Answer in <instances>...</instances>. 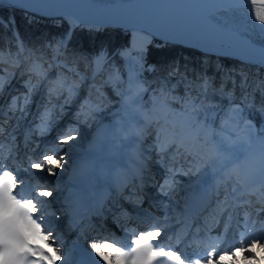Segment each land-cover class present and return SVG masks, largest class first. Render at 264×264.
<instances>
[{
  "label": "rangeland",
  "instance_id": "rangeland-1",
  "mask_svg": "<svg viewBox=\"0 0 264 264\" xmlns=\"http://www.w3.org/2000/svg\"><path fill=\"white\" fill-rule=\"evenodd\" d=\"M76 1L82 5L96 6V3L101 2L102 0ZM12 2L13 0H3V3L0 5H8L9 7ZM27 7L28 11L26 12L39 16H59L48 9ZM16 8L23 9L22 7ZM208 10V16L219 26L226 29H233L241 35L247 36L249 39H256V42H252L264 47V26L259 25L258 21L253 23L254 14L251 18L249 17L248 5H243L241 7L237 3V0H229L220 5L208 7ZM4 19L7 20L6 18ZM65 19L69 24H71L70 19ZM74 26L77 25L75 24ZM138 26H141V23ZM177 33L179 32H172L171 30L166 32V35L163 34V36L167 38H175L176 40L181 41V45L196 48L192 45L194 44V40L190 39L189 36L185 33ZM155 36L158 37L157 35ZM159 38L161 37L159 36ZM130 41L131 38L128 41V45L130 46H127V49H123V55H121L125 66L123 95L118 105L111 108H108V105L104 102L95 101V97L91 96V94H89L86 90L87 82L84 79H81V77H83L81 74H78L80 82L78 81V83L75 84L77 85L75 94L69 96L67 91H63L59 98H57L55 96L49 97L47 95V87L50 85L44 84V81L41 80L39 76H36L35 78L34 75H31L29 77L23 72L22 76L18 78V74L20 72L19 69L23 66L19 60L12 62L14 64L12 65V70H7L6 67H2L0 65V80L3 81V87L0 88V108L5 102L10 104L12 97L15 96L20 98L19 106H22L24 108V112L27 113L25 115L23 112L24 115H20L21 112L19 110L10 111V114L13 115L12 118H9L10 127L12 128V126H14L11 131H13V133L16 132L17 136L22 138L23 134L21 130L27 127V125L29 126L32 122L33 115L35 113L39 115L47 110L51 113L50 128L41 136H43L42 138L46 140L54 138L55 143L52 144L50 150L45 153H51L52 149L55 148L60 152V154H66L67 163L60 175L55 178H49L45 177L43 173H38L41 177L50 180L52 184H50L51 186H48V188L54 189L53 196L48 200L50 202H46L42 207L49 210V216L54 217L57 216L59 212L53 210V207L55 205L60 206L63 210L58 215V217L60 216L58 220H61L62 222L65 221L63 211H66L69 203L65 201L64 198L67 197V194H69L70 191V188L68 187L69 175L72 174V170L74 169L76 163H78V160L80 163L81 159H83L79 158L78 152L73 150L72 147L75 145L82 147L87 141L91 142V139L93 138L91 135L95 132V129L103 128L105 131L103 133L106 134H102V139L99 141V150L104 153V157L102 160L100 159V162L107 163L112 161L111 164L113 165L117 161V154L121 151V142L124 139L125 127L129 124L128 122H130V127L135 129V132L133 130L131 133V140L133 138L132 142L137 143L138 151L140 152L139 158L143 160L142 166L140 165L138 167V173L145 174L148 169L153 167V169L155 168L157 171H165L168 178L167 180L170 179V182L167 181L170 184L166 183L167 187L165 189L163 188V191L161 190V193H159L160 197L157 201L158 207L155 208L158 212L156 215L157 221L163 225V230H166L167 227L169 228L175 227L178 224L180 225L181 216L184 208L189 204L190 195H196V193L201 192L203 188L201 186L203 181H206V184L212 181V185L205 188V190L211 192L213 196V211L211 217H213L214 220L212 227L209 226V230H215L222 217H225V226L221 227L219 234L210 235L211 247H217L219 251L222 247L227 248L234 245L241 233L248 232V229L244 227L246 217L249 227L253 229L251 235H264V217L259 218L258 216L259 214L262 215L264 211L262 208L264 207V180H262L259 175L258 167L260 152L259 145L253 146V152L256 159L251 162L249 170L239 174L240 176H245L248 172L254 173L252 179L246 185L237 183V174H230L227 170L223 172L224 174L221 172L219 174L215 173L214 175L211 168H204L203 162L199 159V157L193 159V157L189 155L190 152H200L203 154L205 151L203 146L208 136H212V134H215L216 138L212 136L215 140H234L237 138L247 140L249 136L256 137V132L252 124L243 117L241 107L239 105H232L226 119L223 120L214 131L209 124H194L197 119L191 110H181L176 106H171L168 102L160 100L154 93L149 95L148 99L150 105L147 106L144 104L146 98L144 95L145 89L142 84L144 60L143 58L141 59L140 55H138V53L143 50V45L141 43L139 49L133 48ZM205 52L209 51L205 50ZM3 54L4 57L8 59V55H5V53ZM228 57L234 58L233 56ZM47 67L48 63H46V67L44 66V69H46H43L44 72L47 73V79L49 81H54L56 79L54 74V65L51 64L49 68ZM97 74L98 72L95 73V75ZM118 78V73L115 71L109 79V84L114 85ZM29 79H31L32 85H36L31 92L28 91ZM13 86H15V91H12L13 93L9 97L10 94L8 95V93L11 91ZM22 87L23 90H20ZM130 90L133 95L139 92V102H130L128 105H125L124 101L129 99L128 93ZM63 93L65 94L63 95ZM25 97H27V100H25ZM42 99L44 100L45 105L41 108L39 107L38 109V103ZM73 112H75V114L70 119L69 117ZM19 115L20 117L18 118ZM68 118L70 121L67 122L65 128L74 127V129L79 132V138L72 142V146L58 145L57 138L60 135L55 137V133L61 124ZM14 120L15 125H13ZM35 122L40 124V118L35 120ZM155 148L158 151H156L151 158H147V155L151 154L152 150ZM10 157L13 160L17 158L12 149ZM172 157L175 162L171 160ZM169 159L172 161V170L168 174L167 165ZM28 165H26L25 169L22 168L18 172L28 170L26 169L28 168ZM19 179L20 178H18V180ZM218 183L219 188H221V192L216 194L214 189ZM233 189H235V191H233ZM239 192H241V194ZM246 196H248L247 200L249 201V204H252L253 201H257L261 203L262 207L257 208V210L254 211L251 210L252 206H246L238 211L240 208L238 207L239 203L244 201ZM134 204L136 205V203ZM71 215L68 214V217ZM236 217L238 223L235 226V232H233L232 238H230L231 243L228 242L229 245H225L229 232L232 230L231 226L235 222ZM252 219H254L253 222ZM169 223L170 225H166ZM66 227L67 226H65V229ZM226 228L227 231L225 230ZM51 230L55 239L64 238L65 233L67 232L65 230L66 232L61 234L58 229V225L51 226Z\"/></svg>",
  "mask_w": 264,
  "mask_h": 264
},
{
  "label": "snow or ice",
  "instance_id": "snow-or-ice-1",
  "mask_svg": "<svg viewBox=\"0 0 264 264\" xmlns=\"http://www.w3.org/2000/svg\"><path fill=\"white\" fill-rule=\"evenodd\" d=\"M36 0H13L10 5L13 8L22 7L28 11V4L35 3ZM3 0H0V4ZM242 7L248 5V13L251 18L254 14V21L264 26V0H237ZM0 26L11 27L13 36L19 42V33L14 30L15 18L10 17L0 19ZM72 42V33L69 30L62 34L57 41H49L47 44L41 42L40 49L34 51L44 52L47 49L54 51V60L64 56L69 51V44ZM23 44H19V52H23ZM123 55V53L121 54ZM138 55L143 58V50ZM108 62L107 53L101 48L97 54L90 59V65L94 66V72L102 71ZM19 66V65H18ZM43 57H37L29 68L49 84L47 95L59 98L63 91H67L69 96L75 94L77 85L68 84L64 79L57 78L54 81L47 79L44 72ZM81 79H84L81 77ZM28 91L31 92L36 85L28 81ZM3 81L0 80V88ZM202 87L207 89V82ZM129 99L125 100V105L139 102V92L135 95L131 90L128 93ZM27 100V97H25ZM19 97H12L10 101V111L19 110L24 112V108L19 106ZM50 102V101H49ZM203 107V105H201ZM51 113L47 110L40 114V124L37 129L41 135L45 134L50 128ZM2 130V125H0ZM79 138V132L75 129L66 131L57 138L58 145H72V142ZM259 145L258 167L259 175L264 180V134L261 137L249 136L247 140L240 138L234 140H215L211 135L208 136L204 144V153L190 152L193 159L199 157L203 162L204 168H211L213 173L219 174L227 170L230 174H237V183L247 184L254 173L248 172L245 176H240L242 172H247L251 162L256 159L253 146ZM11 154V146L9 147ZM3 143L0 141V264H57L63 259L57 248L49 243L50 238L54 237L51 229L46 233L42 227L43 217L36 216L40 212V207L48 201L47 198L53 196L54 189H49L43 183L37 185L28 194L24 193L21 187L20 192L17 188L23 186V178L18 180L20 173L16 170H9L3 166ZM66 154H60L57 149H52L51 153H42L38 160L32 161L28 165V170L35 173H43L45 177L55 178L63 172L66 166ZM59 170V171H58ZM55 182V181H53ZM163 188V185H161ZM235 191V189H233ZM43 198V199H42ZM59 219V217H56ZM244 227L247 233H241L237 242L227 248L217 249L212 247L203 258L195 259L192 264H264V235L252 236V228L249 227L247 217ZM227 231V228L225 229ZM162 235L160 226L153 225L151 230L141 231L131 240L129 250L123 246H117L118 241L109 242L107 238L103 242H92L86 248L85 259L82 264H186L187 257H182L179 250H166L165 247L155 244ZM41 240L48 250L40 247L36 241ZM94 254V255H93ZM166 258V259H165Z\"/></svg>",
  "mask_w": 264,
  "mask_h": 264
},
{
  "label": "trees",
  "instance_id": "trees-1",
  "mask_svg": "<svg viewBox=\"0 0 264 264\" xmlns=\"http://www.w3.org/2000/svg\"><path fill=\"white\" fill-rule=\"evenodd\" d=\"M115 1L119 0H102L96 4ZM10 17L15 18L14 30L19 33V42L14 38L11 27L0 26V52L16 53L18 58V47L22 43L27 65H32L37 57L50 62V57L55 55L53 50H34L40 49L41 42L47 44L57 41L62 34L71 31L69 51L59 57L56 69L57 78L70 84L78 82L79 73L87 82L93 67L90 59L103 48L108 62L87 84V90L108 108L118 105L123 95L125 73L120 53L123 47L128 46L129 30L87 28L82 25L70 28V24L61 16H39L20 8L0 5V19ZM251 40L256 42V39ZM143 60L142 84L146 98L144 104L147 106L149 95L154 93L171 106L191 110L197 119L194 124H209L215 131L228 116L230 107L239 105L243 117L256 126L257 138L264 134V67L211 54L154 35L147 51L143 53ZM115 71L119 78L111 85L109 79ZM205 82L206 90L202 87ZM212 136L216 138L215 134Z\"/></svg>",
  "mask_w": 264,
  "mask_h": 264
},
{
  "label": "bare ground",
  "instance_id": "bare-ground-1",
  "mask_svg": "<svg viewBox=\"0 0 264 264\" xmlns=\"http://www.w3.org/2000/svg\"><path fill=\"white\" fill-rule=\"evenodd\" d=\"M49 1H51V2L54 3V7H56V6H62V8H65V10H69V11L75 13L83 21H89V20H91V17L98 16V15L100 17L101 16L107 17L109 14H117V15L118 14H131V12L134 10V6H131V7H123V6L111 7V5H110L108 7L105 6L103 8V11L101 10L100 12L95 13L97 11H94L91 8L92 6L82 5V4H80L76 0H36L35 3L28 4L27 6H29V7H36L38 9H41V8L47 9V8H45L43 6V3H46V2H49ZM140 1L141 0H135V4L134 5L135 6L138 5L140 3ZM227 1H229V0H204L202 2H197V3L204 4L208 8V7H213V6L220 5V4H222L224 2H227ZM99 19H103V18H99ZM70 20H71V18H70ZM148 21H149L148 18L145 21H137V22L136 21H133V20H131V21L130 20H126V21H120L119 24L120 25L127 26V29L143 30V32L147 31L149 33L148 34L149 36H151L150 34L152 33L154 35H157V36H160V37L163 38V34L166 35L165 33L168 32V31H166L167 25L163 21H160L159 18H156V16H154L153 21L156 22L157 26H155V25H152L153 27L150 26L151 24L146 23ZM70 23H71L70 24V28L75 27L74 26L75 23L72 20H71ZM140 23H141V26H138ZM130 25H132V26H130ZM140 28H142V29H140ZM177 34H179V33H177ZM191 34L192 35H195V36L201 37V38H199V40L203 41L202 37H204V35H202L201 33L191 32ZM236 38H237V36H236ZM188 40H190V39H188ZM204 40L207 41V38L205 37ZM201 41H198L196 43L195 40H194V43L197 46H201L203 49L204 48L206 49L207 48V45L204 44ZM130 42H132L131 45H132L133 48L139 49V46L141 45V43H143V37L132 36ZM186 42H187V40H186ZM188 44H189V42H188ZM123 48L121 50H123ZM248 49H249V51L252 52L251 54H254V55L258 56V59L261 60L262 62H264V52L261 51V50L259 51V49H260L259 47H257L256 45H249L248 46ZM220 51L221 52H224L226 54H229V55H235L237 57L242 58V56L237 55L235 53H229L228 49L222 48V50H220ZM50 58H52V57H50ZM244 63H248V62H244ZM12 65H13V63L10 62V61H6V62H3L2 63V67H6L7 70H12V68H13ZM19 70H20V72L18 74V78L21 77L22 76V73H23V70H21V69H19ZM14 88H15V86L12 87V89L8 93V95L11 94V93H13L12 91H15ZM44 105H45V103H44V100L42 99L38 103V109H39V107L41 108ZM9 109H10V104L9 103L7 104L5 102L3 104V106L0 108V118H4L5 116H8L10 114V110ZM24 113H25V115L27 114L26 112H24ZM24 113H22V114L20 113V115H24ZM74 114H75V112L71 113V115H70L69 118L71 119ZM20 115L18 116V118L20 117ZM34 115H38V114L35 113ZM37 117L38 116H33V119H32V122L30 124V127L23 128L21 130L22 134L27 132V134L30 135V134H34V132L37 131V128L34 125L35 119ZM69 118L66 119L64 121V123H62L61 126L58 128L57 132L55 133V137L58 136V135L64 134L66 131H69L71 129H74V127L73 128L72 127L71 128H69V127L68 128H65V125L67 124V122L70 121ZM14 121H13V125H15ZM128 123L129 124H127V126L125 127V132H124V137H123L124 139L121 142L122 143V145H121V151L119 152V154H117V156H118L117 157V161L114 160V161H116V163L113 164L114 166L111 164L112 161L111 162H107V163L100 162V159L102 160L103 157H104V153H102V151L99 150V141L102 139L101 138L102 137V134H106V133H103V132H105L103 130V128H97V129H95V132L92 133V135H91V137H93L91 139L92 140L91 142L87 141L86 144L83 145L82 147H78L77 145H75L74 147H72L73 150H75V151L78 152L79 158H83V159H81V162L80 163H79V160H78V163H76V165L74 166V169L72 170V174L69 175V185H68V187L70 188V191H69V194H67V197L64 198L65 201H69V204L73 206L74 211L79 206L80 200L83 199V197L85 196V194H87V193L90 194V192H93V189L91 188V186L92 187H95V185L97 186V184H100V183L105 182L108 178L110 179V181L114 182L119 177L122 178V181L126 185H129L128 180L125 179L126 177L124 178L123 175H125L126 173H129L128 175H130V176H136V174L139 172L138 171V167L140 165L142 166L143 160L139 158L140 152L138 151V145H137V143H133L132 142L133 138L131 140V133H132L133 130L135 132V129H132L130 127V125H131L130 122H128ZM8 126H4L2 130H5L6 128L8 129ZM7 129H6V131H7ZM5 132H3V133H5ZM7 137H9L12 140L16 141L15 142L16 144H17V140L19 141V139H20L17 136V133L16 132L9 134V136H7ZM38 137L39 138L40 137L42 138L43 136H38ZM54 141H55V139L52 138L51 140L50 139L49 140H42L40 143H41V146L42 147L44 146V148L48 150L47 147H49L50 145L54 144ZM3 143H4L3 144V157H4L3 161H5V160H7V157L9 156V147H10V145H9V140L3 141ZM10 144H11V142H10ZM50 147H49V149H50ZM37 148H38L37 143L32 142V147L26 148L23 152H24V154H28L29 151L36 150ZM11 149H12V147H11ZM16 151H17L16 153H19L18 148L16 149ZM156 151H158L156 148L153 149L152 150V153L149 154V155H147V158H151V156L153 154H155ZM123 155H124V160H125L124 163L121 161L123 159ZM10 162H11V160L6 161V163L3 162L5 164V168L6 169H10L11 170V168H9ZM121 164H124V168H122V169H124V172H120L118 170L120 168V165ZM24 171L25 172H23V173L27 176V178L24 177V179L28 183H29L30 178L32 177V175H37L35 177H38V178H35V181H39L38 183L46 184V182H47L48 184H52V182L49 181V180H47V179H44V180L43 179H40L41 178V177H39L40 175H38V173H35L34 170H27V171L24 170ZM214 175H215V173H214ZM133 182H134V180H133ZM210 185H212V181H210L209 183H207L205 185H201L203 187L202 190H201V192L200 193H197V195L191 194L190 195L191 197L189 199V203H192L195 200H198L199 201L200 200V196H202V194H204L205 196H204V199L203 200H206V201H204V204L206 206H208L209 203H210V201H211L210 200V196H212V194L208 190H205V188H207ZM21 187H23V186L18 187L16 191L17 192H20ZM218 187H219L218 184H216V188H218ZM50 198H47V199L49 200ZM132 198L133 197L129 196V198L127 199V202L130 201V200H132ZM140 199L142 200V198H140ZM135 200L138 201L137 202L138 205H140V203L142 202L141 200H138V197H135ZM240 200H241V198H240ZM242 206H244L243 203L241 204V207ZM38 207H40V212H38L35 215L36 216H42L43 217L42 227L45 228L44 229L45 230V233L49 229H51V226H54L56 224L61 225L60 223H58L61 220H58L56 218V217H58V215L60 214V212H59V214H57V216L51 217V216H49V210L48 209H46L45 207L39 206V205H38ZM53 208L55 210H59V206L58 205H55ZM209 208H211V206H209L208 209ZM95 209L98 211V208L97 207H95ZM212 209H213V204H212ZM212 209H211V212H212ZM228 209H230V208H228ZM63 212L64 213H67V211H63ZM198 222L201 223V224H203L204 226H206V219L203 218V219L199 220ZM237 223L238 222L236 221V224ZM201 224L194 225V229H196V230L202 229L203 228V225H201ZM215 233H219V232H215ZM125 236H127V234H125ZM39 241L40 242H36V243L39 244V245H41L47 251L48 250V246L43 241H41V240H39ZM71 241H72V238L66 239L67 246H65L64 248H61V243H60V240L59 239L58 240L55 239L54 242H53V239L52 238L50 239L49 243L52 244V247L57 248L59 250L60 254L63 257V259L61 261H58L57 264H72V263H75L74 257L69 258L70 257V254H71L72 247H69L68 244L71 243ZM227 244H228V242L226 241L225 245H227ZM70 245L71 246H74L73 243H71ZM101 264H103V262H101Z\"/></svg>",
  "mask_w": 264,
  "mask_h": 264
},
{
  "label": "water",
  "instance_id": "water-1",
  "mask_svg": "<svg viewBox=\"0 0 264 264\" xmlns=\"http://www.w3.org/2000/svg\"><path fill=\"white\" fill-rule=\"evenodd\" d=\"M202 1L204 0H141L140 3L136 6L134 5L135 0L105 3L97 6H92L91 8L94 11H97L95 13H98L101 10L103 11V8L105 6L108 7L110 5L111 7L134 6V10L131 12V14H109L107 17H100L99 15L93 16L89 21L81 20L75 13L69 10H65V8H62V6L55 5L56 7H54V3L51 1L43 3V6L58 15L64 16L68 19L71 18V20L76 25H82L88 28L127 29V26L120 25L119 22L126 20H133L136 22L145 21L147 18L149 19V21L146 23L151 24L150 26H157L156 22L153 21L154 16H156V18H159L160 21H163L167 25L166 31L172 30V32H179L182 34L185 33L187 36H189L190 39L195 40L196 43L198 41H201L199 40V38L201 37L192 35L191 32L201 33L202 35H204V37H202L203 41L201 42L207 45L206 49L212 54L233 56L239 61L250 62L264 67V62L259 60L258 56L251 54L252 52L249 51L248 46L256 45L260 48L259 51L261 50L263 52L264 47L253 43L247 36L241 35L239 32L233 29H226L219 26L208 16V8L204 4L197 3ZM130 34L131 37H143V49H147L151 41V36L148 35L149 33L147 31L143 32V30L131 29ZM205 37L207 38V41L204 40ZM163 38L167 37L163 36ZM168 39L181 43L180 41L172 37ZM192 45H194V47L196 48L203 49L196 44ZM222 48L228 49L229 53H235L242 56V58L221 52L220 50H222Z\"/></svg>",
  "mask_w": 264,
  "mask_h": 264
}]
</instances>
